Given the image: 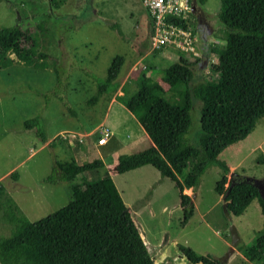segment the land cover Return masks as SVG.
I'll return each instance as SVG.
<instances>
[{"label":"rangeland","instance_id":"obj_1","mask_svg":"<svg viewBox=\"0 0 264 264\" xmlns=\"http://www.w3.org/2000/svg\"><path fill=\"white\" fill-rule=\"evenodd\" d=\"M202 3L203 10L216 20L220 0ZM148 21L139 0H65L58 9L50 7V0H0V27L31 31L39 51L49 55L45 64L51 66L33 69L13 64L0 71V184L19 214L33 223L65 207L72 184L96 179L107 171L154 264H189L177 246L225 264H253L243 257L241 248L252 245L257 232L263 229L260 206L253 200L242 215L227 214L222 197L215 192L222 174L218 166H208L198 185L183 191L192 206L185 225L172 181L151 166L123 174L114 171L119 155L143 151L152 143L133 115L115 101L116 96H122L120 89L108 101L101 98L89 104L97 81L105 78L112 59L124 58L117 82L120 87L127 84L129 95L137 90L136 78L142 71L166 91L162 70L179 57L194 60L191 54L169 46L152 51L150 33L146 35ZM41 22L45 33L36 30ZM223 30L216 27L208 44L200 40L199 58L203 64L195 62L194 82L215 79L218 61L208 48L212 44L223 46ZM160 57L165 59L160 61ZM199 107L195 101L190 112L191 126L184 136L190 145L197 144L200 134ZM36 117L39 130L51 140L49 147L40 149L36 128L25 129L24 122ZM102 126L111 135L99 146L96 141ZM81 134H86L89 142L85 141L78 152L62 139L68 135L74 144ZM262 158L264 115L255 120L246 139L226 148L217 159L228 167V180L231 174H237L261 181ZM95 159L102 161L101 170L80 174L71 182L57 180L60 174L56 164L72 160L83 164ZM48 177H53L54 182H46ZM231 227L238 237L234 247ZM10 231L1 215L0 237H7Z\"/></svg>","mask_w":264,"mask_h":264},{"label":"trees","instance_id":"obj_2","mask_svg":"<svg viewBox=\"0 0 264 264\" xmlns=\"http://www.w3.org/2000/svg\"><path fill=\"white\" fill-rule=\"evenodd\" d=\"M64 2L50 0V6L58 9ZM218 19L225 29L223 46L212 44L208 48L218 61L215 79L194 82L193 66L200 58L188 61L179 57L162 70L166 91L142 71L136 78L137 90L129 95L127 84L120 87L117 82L124 58L116 56L105 78L97 81L89 104L101 98L108 101L120 89L122 96H116L115 101L133 115L152 145L137 153L119 155L114 171L123 174L151 166L172 181L184 213L182 225L192 215L189 196L183 191L194 189L210 165L221 169L215 192L225 197L227 214L240 216L256 200L263 229L252 245L241 248V253L248 262L264 264V203L246 178L231 174L228 180V167L217 159L226 148L246 139L255 120L264 115V0H220ZM189 27L194 31L191 20ZM36 30L47 32L43 22ZM31 36L29 30L0 27V71L13 64L51 68L45 64L49 55L39 51ZM195 101L200 104V134L197 144L190 145L184 136L191 126ZM39 125L37 117L24 122L25 129L36 128L37 137L44 143ZM74 145L82 146L78 142ZM259 163L264 164V158ZM103 167L100 159L55 165L60 174L57 180L68 182ZM10 177L15 179L14 174ZM45 181L52 183L54 179ZM70 191L65 207L32 223L19 214L0 184V212L11 230L7 237H0V264H154L107 171L96 179L72 184ZM177 247L189 264H225Z\"/></svg>","mask_w":264,"mask_h":264},{"label":"built area","instance_id":"obj_3","mask_svg":"<svg viewBox=\"0 0 264 264\" xmlns=\"http://www.w3.org/2000/svg\"><path fill=\"white\" fill-rule=\"evenodd\" d=\"M139 2L150 20V46L152 51L169 46L179 52L191 54L194 59L200 57L197 48V42L200 43V40L189 27L190 0H139ZM178 20L183 24L177 23ZM185 25L186 27H184ZM101 129L102 131L96 141L99 146L104 145L111 135L107 127ZM62 139L71 145L73 144L70 142L71 138L68 135H65ZM74 142L83 143V137L78 136Z\"/></svg>","mask_w":264,"mask_h":264},{"label":"flooded vegetation","instance_id":"obj_4","mask_svg":"<svg viewBox=\"0 0 264 264\" xmlns=\"http://www.w3.org/2000/svg\"><path fill=\"white\" fill-rule=\"evenodd\" d=\"M190 2H191V6H192V8L190 7V20L194 23V32L197 35L199 40L202 39L203 42L206 41V43L208 44L211 41V35L215 31L216 27L223 28V26L221 25V22L218 19V17H216V20H215L214 17L210 16L209 14H207L203 10L202 7L204 5L202 3V0H190ZM144 11H145V9H144ZM145 13H146V11H145ZM147 17H148V15H147ZM148 20H149V17H148ZM149 27H150V24L148 21V29H147V33H146L147 36H149V33H150ZM199 32H201V34L205 35L206 37L205 38L200 37ZM202 64L203 63L199 59V65H202Z\"/></svg>","mask_w":264,"mask_h":264},{"label":"water","instance_id":"obj_5","mask_svg":"<svg viewBox=\"0 0 264 264\" xmlns=\"http://www.w3.org/2000/svg\"><path fill=\"white\" fill-rule=\"evenodd\" d=\"M192 8V6H191ZM197 48L199 49V43L197 42ZM249 182L252 183L254 188L258 191L260 198L262 199L264 203V180L258 181V180H252V179H247ZM225 197H222V201L224 202ZM230 235H231V245L232 247L235 246L236 242L238 241V237L235 233V230L233 227H231L230 230Z\"/></svg>","mask_w":264,"mask_h":264},{"label":"crops","instance_id":"obj_6","mask_svg":"<svg viewBox=\"0 0 264 264\" xmlns=\"http://www.w3.org/2000/svg\"><path fill=\"white\" fill-rule=\"evenodd\" d=\"M211 42V41H210ZM165 59V57H160V61H163ZM81 136L83 137V143L85 144V141H86V144H88V142H89V139H87L86 140V134H81ZM41 142V141H40ZM51 142V140L50 139H47L46 137H45V142L44 143H42L41 142V146H39L40 147V149H42L43 147H49V146H47L49 143ZM75 143V142H74ZM83 143H81V144H83ZM68 146H71V145H69L68 144ZM72 146H73V151H80V149H81V147L82 146H75L74 144H72ZM190 190V189H189ZM189 190H184V192H187V191H189Z\"/></svg>","mask_w":264,"mask_h":264}]
</instances>
